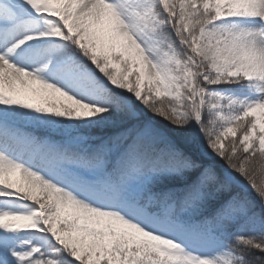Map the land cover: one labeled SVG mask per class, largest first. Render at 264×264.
Instances as JSON below:
<instances>
[{"label":"snow or ice","instance_id":"1","mask_svg":"<svg viewBox=\"0 0 264 264\" xmlns=\"http://www.w3.org/2000/svg\"><path fill=\"white\" fill-rule=\"evenodd\" d=\"M0 264H264V0H0Z\"/></svg>","mask_w":264,"mask_h":264}]
</instances>
